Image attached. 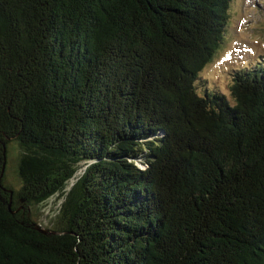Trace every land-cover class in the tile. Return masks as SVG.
<instances>
[{"label": "trees", "instance_id": "obj_1", "mask_svg": "<svg viewBox=\"0 0 264 264\" xmlns=\"http://www.w3.org/2000/svg\"><path fill=\"white\" fill-rule=\"evenodd\" d=\"M231 1L0 0V264H264V58L197 82Z\"/></svg>", "mask_w": 264, "mask_h": 264}, {"label": "rangeland", "instance_id": "obj_2", "mask_svg": "<svg viewBox=\"0 0 264 264\" xmlns=\"http://www.w3.org/2000/svg\"><path fill=\"white\" fill-rule=\"evenodd\" d=\"M260 57L264 58V0H232L220 46L199 72L197 82L199 86L217 89L229 96L233 69L251 65ZM12 143L9 145L5 173L7 182L17 187L14 175L17 150L15 142ZM58 202L52 198L43 209L41 207L38 224L45 225L47 215L57 207Z\"/></svg>", "mask_w": 264, "mask_h": 264}, {"label": "water", "instance_id": "obj_3", "mask_svg": "<svg viewBox=\"0 0 264 264\" xmlns=\"http://www.w3.org/2000/svg\"><path fill=\"white\" fill-rule=\"evenodd\" d=\"M36 228H37L38 230L44 232V233H52V232L56 233L55 231H52V232H51V231L47 230L46 228H44V227H42V226H40V225H37Z\"/></svg>", "mask_w": 264, "mask_h": 264}]
</instances>
